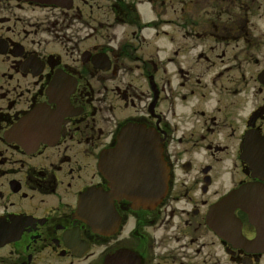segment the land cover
<instances>
[{
  "label": "flooded vegetation",
  "instance_id": "1",
  "mask_svg": "<svg viewBox=\"0 0 264 264\" xmlns=\"http://www.w3.org/2000/svg\"><path fill=\"white\" fill-rule=\"evenodd\" d=\"M129 125L145 207L101 162ZM0 264H264V0H0Z\"/></svg>",
  "mask_w": 264,
  "mask_h": 264
},
{
  "label": "water",
  "instance_id": "2",
  "mask_svg": "<svg viewBox=\"0 0 264 264\" xmlns=\"http://www.w3.org/2000/svg\"><path fill=\"white\" fill-rule=\"evenodd\" d=\"M101 162L112 171L110 179L126 184L124 188L113 187L112 195L131 200L135 208L156 203L167 193L169 169L159 139L152 132L125 127L116 145L102 153Z\"/></svg>",
  "mask_w": 264,
  "mask_h": 264
},
{
  "label": "rangeland",
  "instance_id": "3",
  "mask_svg": "<svg viewBox=\"0 0 264 264\" xmlns=\"http://www.w3.org/2000/svg\"><path fill=\"white\" fill-rule=\"evenodd\" d=\"M150 17V13H146V14H144V18L145 19H148ZM166 18V17H165ZM166 28H169V26H166Z\"/></svg>",
  "mask_w": 264,
  "mask_h": 264
}]
</instances>
